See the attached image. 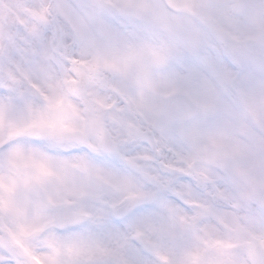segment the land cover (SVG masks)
I'll use <instances>...</instances> for the list:
<instances>
[{
  "label": "snow or ice",
  "instance_id": "6c2138e0",
  "mask_svg": "<svg viewBox=\"0 0 264 264\" xmlns=\"http://www.w3.org/2000/svg\"><path fill=\"white\" fill-rule=\"evenodd\" d=\"M13 7L0 15V264H264V121L240 104H264V60L225 42L250 9L264 22V0L191 40L197 9L172 0Z\"/></svg>",
  "mask_w": 264,
  "mask_h": 264
},
{
  "label": "rangeland",
  "instance_id": "374dc122",
  "mask_svg": "<svg viewBox=\"0 0 264 264\" xmlns=\"http://www.w3.org/2000/svg\"><path fill=\"white\" fill-rule=\"evenodd\" d=\"M223 4L228 3V0H172L179 8L185 4L191 5L197 11L193 16H198L200 19L206 17L208 24L192 17L186 21L187 27L184 30V38L187 40L194 39L198 36H203L207 31H220L222 33H229L239 27L242 22V15L234 16L232 12H224L220 8H208L202 10L200 5L202 2ZM16 0H2L0 2V15L7 14L12 16L16 9L13 7ZM247 3H258L259 0H246ZM255 9H250L247 14L248 28L239 37L225 40L226 43H231L237 50L241 51L246 58L252 61L264 60V45L260 43V35L264 32V22H259L254 19ZM260 43V44H259ZM241 106L245 107L247 114L253 113L255 121H264V104L257 101L255 98L242 97L240 100ZM249 107L253 108L250 112ZM245 131V129H242Z\"/></svg>",
  "mask_w": 264,
  "mask_h": 264
}]
</instances>
